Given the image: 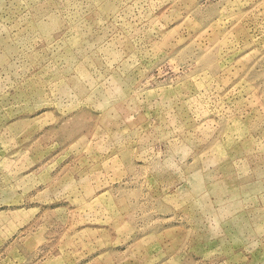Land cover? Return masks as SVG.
I'll return each instance as SVG.
<instances>
[{
  "label": "rangeland",
  "instance_id": "obj_1",
  "mask_svg": "<svg viewBox=\"0 0 264 264\" xmlns=\"http://www.w3.org/2000/svg\"><path fill=\"white\" fill-rule=\"evenodd\" d=\"M0 264H264V0H0Z\"/></svg>",
  "mask_w": 264,
  "mask_h": 264
}]
</instances>
